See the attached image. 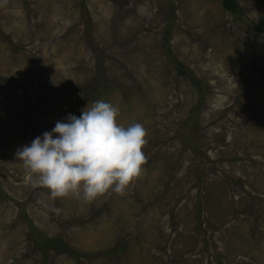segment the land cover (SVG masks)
<instances>
[{
  "label": "rangeland",
  "instance_id": "obj_1",
  "mask_svg": "<svg viewBox=\"0 0 264 264\" xmlns=\"http://www.w3.org/2000/svg\"><path fill=\"white\" fill-rule=\"evenodd\" d=\"M237 2L0 0V264H264V0ZM97 99L141 172L51 197L15 152Z\"/></svg>",
  "mask_w": 264,
  "mask_h": 264
},
{
  "label": "clouds",
  "instance_id": "obj_2",
  "mask_svg": "<svg viewBox=\"0 0 264 264\" xmlns=\"http://www.w3.org/2000/svg\"><path fill=\"white\" fill-rule=\"evenodd\" d=\"M119 111L97 99L79 116L68 113L18 147L15 156L33 174V184L47 188L51 197L93 200L109 190L120 193L141 172L146 129L141 122H117Z\"/></svg>",
  "mask_w": 264,
  "mask_h": 264
},
{
  "label": "trees",
  "instance_id": "obj_3",
  "mask_svg": "<svg viewBox=\"0 0 264 264\" xmlns=\"http://www.w3.org/2000/svg\"><path fill=\"white\" fill-rule=\"evenodd\" d=\"M221 4L231 12H235L239 8L237 0H221Z\"/></svg>",
  "mask_w": 264,
  "mask_h": 264
}]
</instances>
